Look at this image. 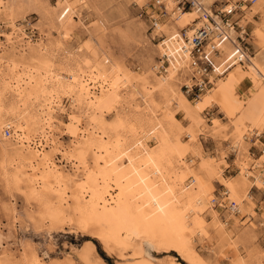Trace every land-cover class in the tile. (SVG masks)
Listing matches in <instances>:
<instances>
[{"label":"rangeland","instance_id":"obj_1","mask_svg":"<svg viewBox=\"0 0 264 264\" xmlns=\"http://www.w3.org/2000/svg\"><path fill=\"white\" fill-rule=\"evenodd\" d=\"M5 1L11 5V17L23 29L26 37L21 40L22 36L18 33L7 40L5 36H1L5 45L1 52L19 63L40 66L43 56L25 47L23 43L24 40H30L33 45L48 41L52 43L57 36L59 22L52 19L50 10L57 6V0ZM232 1L233 4L238 2L241 5V12H234L232 17L244 25L248 54L254 56L260 51V55H263L264 51L260 50L254 38L255 31L264 21V0H260L258 9H250L253 2L258 0H204V4L206 10L214 15V9L231 4ZM68 2L75 8L79 6L81 13L80 19L74 18L70 25L63 54L85 60L87 64H92L95 59L99 62L98 55L93 58L88 54L76 53L78 45H91L93 35L99 39L103 50L124 69L130 70L133 75L143 74L158 117L181 137L187 161L192 162L193 170L206 180L205 186L213 194L210 204L232 238L225 241L218 237L209 219L208 209L204 213L207 226L203 240L195 232H186L189 240L179 242L165 228L148 224L135 226L137 240L130 239L128 247L112 240L108 247H104L95 238L100 225L85 216L82 201L76 191L77 183L85 178L86 168L95 169L102 163L87 143L90 138L88 134L85 142L78 144L72 154L69 153L73 133L81 125L74 122L72 114L54 113L52 120L58 132L50 135L55 150L48 147L45 141L41 145L38 139L35 141L50 158L56 169L55 175L47 174L42 164L36 162V172L27 171L20 166L22 175L10 170V178L13 180L6 181L0 168V258H6L0 264H23L22 257L26 264H98L96 255L110 264L133 262L136 257L152 259L154 264H234L232 245L237 246L248 264H255L259 259L264 264V158L261 156L264 152V78L251 72L248 63H234L211 89L202 94L203 96L209 92L210 96L203 102L200 112L191 111L202 125L191 123L187 111L194 106L196 100H191L181 88L183 83L189 82L190 72L181 69L174 82L180 104L177 97L157 86L154 75L164 77L167 73L165 67L170 65L169 58L163 56L157 47L168 37L166 29L171 20L166 10L165 13L155 14L159 22L154 27L149 18L150 9L153 8L147 7L151 0H141L140 4H136L134 0ZM85 2L88 8L82 7ZM242 6L247 7L246 10L241 9ZM61 9L60 6L56 14ZM249 11L253 14L248 15ZM236 26L238 33L241 29ZM1 30L4 34L9 33V27H2ZM55 62L61 63L58 59ZM155 65L157 68L154 70ZM102 67L106 72L109 71L107 64ZM243 79L244 83L237 87ZM10 96L9 93L6 94L5 104H8L7 101L13 102L14 98ZM63 104L69 109L67 99H64ZM116 105L119 111H123L121 106ZM138 108H134L135 112L132 111L135 125L140 124L141 118H147L140 115L142 106ZM261 113L263 115L258 118ZM114 121L115 113L110 112L104 116L99 126L111 127ZM9 129L10 135L4 136L9 148L21 151L26 159H32V151L28 148L21 149L12 137V129ZM237 135L240 136L238 148L233 145ZM95 140L98 142V135ZM148 143L153 144V141L149 139ZM1 153L0 149V162L3 160ZM195 153L204 161L210 162L206 174L197 171L199 160ZM242 166L252 173L248 176L250 185L245 186L240 182ZM215 172L242 196L243 201L239 206L228 199L227 188L221 185ZM27 173L40 181L37 193L30 192V182L22 180ZM255 174H260L262 183H253ZM231 203L234 205L231 206ZM86 240L94 245L95 250L81 258L80 247Z\"/></svg>","mask_w":264,"mask_h":264},{"label":"bare ground","instance_id":"obj_2","mask_svg":"<svg viewBox=\"0 0 264 264\" xmlns=\"http://www.w3.org/2000/svg\"><path fill=\"white\" fill-rule=\"evenodd\" d=\"M134 2L140 4L141 0H134ZM163 2L171 23L166 29L167 39L157 47L163 56L169 58L170 65L165 67L167 73L164 77L154 75L157 78V86L176 98L178 96L174 85L176 76L181 69L190 72L187 55L179 52L184 42L180 31H185V35L190 38L197 27L211 26V24L202 18L195 8L180 11L176 7V0H163ZM199 2L206 10L204 0ZM259 2L260 0L253 2L250 9H256ZM232 5L233 1L228 4V7ZM60 6L62 9L59 14H56ZM73 6L68 0H57V6L51 8L52 19L59 22L57 36L52 43L48 41L33 45L30 40H24L25 47L43 56L40 66L34 67L19 63L1 52L5 48L1 36H5L7 40L17 36L18 33L22 36L21 40L26 36L23 29L17 26L11 17L13 13L11 5L5 0H0V149L3 154L0 168L2 176L6 181H10L12 175L10 170L22 175L20 166L27 171L36 172L38 170L36 162L42 164L47 174L54 176L56 171L54 165L40 148L42 146L38 147L35 139H38L40 145L42 141H45L48 147L55 150L50 134L58 131L54 127L52 115L62 113L70 116L72 114V119L76 124L81 125V128L73 133L72 143L68 147L69 153L72 154L75 147L84 143L89 135L87 143L94 149L96 158L102 163L95 169L86 168L85 178L77 183L76 191L78 198L82 201L85 216L100 225L95 238L104 247H108L111 240L128 247L130 239L137 240L135 226L141 227L148 224L165 228L179 242L189 240L185 235L186 232L190 234L195 232L203 240L207 226L204 213L208 209L210 210V218H208L218 237L225 241L231 240L232 237L223 221L219 219L211 205L213 194L205 186L206 180L193 170L192 162H188L184 155L185 148L181 137L177 132H173L167 122L158 117L156 106L152 104L150 98V90L145 86L143 74L133 75L130 70L124 69L103 50L99 39L93 35H91V45H78L76 53L88 54L93 58L98 55L99 62L95 59L92 64H87L85 60L70 58L69 55L63 54L70 25L74 22V18L80 19L79 6L78 8ZM82 7L89 6L85 2ZM246 8L241 7L243 10ZM206 11L209 12V10ZM252 14V11H249L248 15ZM212 16L218 24H221L218 16L215 14ZM236 25L241 29L238 33L235 26L229 28L233 39L245 31L243 24L237 21ZM2 27H9V33L4 34ZM211 28L217 29L212 26ZM255 32L254 39L259 44L260 50L264 51V21ZM232 49L231 42L224 43L217 56L223 62L224 73L232 67L225 69L226 59ZM245 54L246 57L239 63H248L251 72L264 78V54L260 55L259 51L256 55L250 56L248 50ZM56 59L61 63H56ZM104 64L108 65L109 71L104 70L102 67ZM156 68L155 65L153 69ZM243 70L246 71V69ZM188 79L190 80V77ZM92 90L98 93L95 94ZM7 93L14 98L12 103L7 101L8 104H5L4 98ZM209 96V92H206L187 111L191 123L201 124L200 119L192 115L191 111L199 113L203 102L209 99ZM64 99L69 101V109L65 108ZM177 102L180 104L181 100L178 99ZM116 104L121 106L123 111H119ZM139 106H142L140 109L142 114H138L141 117L145 115L147 118H141L140 124L135 125L132 111ZM110 112L115 113L114 123L111 127L103 125L100 127V122H103L104 116ZM262 115L261 113L258 118ZM4 127L12 129V137L21 149L28 148L32 151V159H26L21 151L9 148L4 137L6 135L2 133ZM86 134H88L87 137ZM97 135L98 142L95 140ZM149 139L153 141V144L148 143ZM239 140L240 136L237 135L236 140L233 141L234 147L238 148ZM195 156L199 160L197 171L206 174L209 171L210 162L204 161L198 153H195ZM261 156L264 158V152ZM244 166L241 167L240 182L246 186L250 185L248 176L252 173ZM218 172H215L216 176L221 185L227 188L228 199L239 206L243 201L242 196L238 195L224 178H220ZM29 173L22 180L30 182V192L37 193L40 181ZM253 178V183H262L260 174L253 175ZM232 248L234 264H248L237 246L232 245ZM93 250H95L94 245L87 241L80 247L79 256L84 258L83 255ZM22 259L23 264H26L24 257ZM5 260V257L0 258V262ZM96 261L98 264H107L99 255H96ZM117 264H154V261L146 257H136L133 262H117ZM255 264L263 263L259 259Z\"/></svg>","mask_w":264,"mask_h":264},{"label":"built area","instance_id":"obj_3","mask_svg":"<svg viewBox=\"0 0 264 264\" xmlns=\"http://www.w3.org/2000/svg\"><path fill=\"white\" fill-rule=\"evenodd\" d=\"M234 5V6H233ZM232 6L228 7V4L222 8L213 10V13L219 17L220 23L218 24L213 16L204 10L203 4L199 0H176V7L180 11L189 10L195 8L199 11L200 16L204 18L212 27H216L213 30L211 26L202 25L197 27L190 38L185 35V31H180L183 35V45L179 48L180 53H184L188 57V66L190 69V80L182 84L181 88L184 93L195 101L209 88H211L217 78L224 74L222 68L223 62H221L217 56L220 54L221 45L227 42L232 43V51L227 57V66H232L234 63H239L246 57V51L248 49L247 32L242 31L234 39L229 33L230 26L236 25V20L233 19L234 12H241L238 2H234ZM150 9L149 18L151 19L152 26H156L158 18L155 14L159 15L165 13L163 0H151V4L148 3L147 7ZM163 15V14H162ZM236 28H238L236 26ZM164 61H165V57ZM163 61V62H164ZM10 129H4V135L8 136ZM234 204L231 203V206Z\"/></svg>","mask_w":264,"mask_h":264},{"label":"crops","instance_id":"obj_4","mask_svg":"<svg viewBox=\"0 0 264 264\" xmlns=\"http://www.w3.org/2000/svg\"><path fill=\"white\" fill-rule=\"evenodd\" d=\"M137 4V3H136ZM180 70V69H179ZM244 83V79L237 85V87H239V85H242Z\"/></svg>","mask_w":264,"mask_h":264},{"label":"trees","instance_id":"obj_5","mask_svg":"<svg viewBox=\"0 0 264 264\" xmlns=\"http://www.w3.org/2000/svg\"><path fill=\"white\" fill-rule=\"evenodd\" d=\"M86 241H88V240H86ZM90 241H91V240H90ZM83 242H84V241H83ZM83 242H82V243H83ZM80 246H81V245H80ZM100 257H101V256H100ZM108 263H109V262H108ZM108 263H107V264H108ZM109 264H110V263H109Z\"/></svg>","mask_w":264,"mask_h":264}]
</instances>
